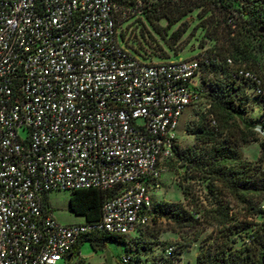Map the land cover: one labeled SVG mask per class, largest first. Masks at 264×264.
Instances as JSON below:
<instances>
[{
  "label": "built area",
  "instance_id": "built-area-1",
  "mask_svg": "<svg viewBox=\"0 0 264 264\" xmlns=\"http://www.w3.org/2000/svg\"><path fill=\"white\" fill-rule=\"evenodd\" d=\"M142 6L0 0V264H77L68 258L81 240L151 226V190L183 115L201 101L191 87L200 60L134 56L118 26ZM81 190L109 192L101 219L60 223L44 197Z\"/></svg>",
  "mask_w": 264,
  "mask_h": 264
},
{
  "label": "trees",
  "instance_id": "trees-1",
  "mask_svg": "<svg viewBox=\"0 0 264 264\" xmlns=\"http://www.w3.org/2000/svg\"><path fill=\"white\" fill-rule=\"evenodd\" d=\"M117 1L134 7L137 0ZM142 2L139 15L160 8L159 18H166L171 26L197 9L210 8L224 13L221 34L214 38L223 39V45L218 53L205 55L200 60L198 76L205 88L208 76L215 77L211 92L203 95V89L198 90L201 101L206 96L208 109L199 113L198 119L188 126L193 145L180 147L176 144L173 157L168 161L176 160L178 168L183 169L179 186L186 203H153L152 223L163 219L176 234L196 233L188 245L197 240L201 230L212 229L216 242L202 248L197 264H264V219L260 224L250 220L259 214L264 217V167L262 162L247 160L241 151V148L261 141L264 159V122L257 126L247 118L254 110L250 104V90L254 91L264 118V77L260 64V58L264 56V32H261L264 29V0ZM139 15L119 24V40L121 38L123 44V27ZM219 26L214 30L215 34H218ZM240 69L250 72L256 80L238 77ZM198 186L200 189L196 190ZM108 197L109 192L100 190L72 192L70 211L84 217L86 223L99 221ZM253 226L258 228L251 235L250 244L234 248L242 231ZM145 229L138 230L134 237L140 236ZM125 237L102 234L96 238L101 246L110 241L124 243L127 254H131L130 264H140L142 248L133 249ZM85 239L91 240L93 249H97L94 238ZM176 259H166L163 264H176Z\"/></svg>",
  "mask_w": 264,
  "mask_h": 264
},
{
  "label": "rangeland",
  "instance_id": "rangeland-1",
  "mask_svg": "<svg viewBox=\"0 0 264 264\" xmlns=\"http://www.w3.org/2000/svg\"><path fill=\"white\" fill-rule=\"evenodd\" d=\"M161 12V9L157 8L155 12H148V15H139L138 18L131 19L123 27L122 37L124 45L133 52L134 56H137L142 61L163 63L180 58L196 57L201 60L205 55L219 52L220 47L223 45V39L214 38H218L219 34H221L222 25L220 23L224 21V13L210 8L205 11L197 9L171 26L166 18H159ZM218 26L220 27L218 34H215L214 30H217ZM175 35L180 37L177 38ZM252 40L251 38V46L254 44ZM120 42L122 43L121 38ZM260 64L264 77V56L260 58ZM214 81V75H209L207 87L205 88V85L201 83L200 76H198L192 82L191 87L196 90L203 89V95H206L212 91ZM250 93V104L254 110L247 115V118L257 126H260L264 122L262 107L255 97L254 91L250 90ZM207 109L208 100L206 96H203L199 105L190 107L183 115L177 131V144L180 147L193 145L194 139L187 132L188 126L198 119L199 113L206 112ZM19 134L23 139H26L28 130L21 129ZM260 142L251 143L241 148V151L247 160L262 162L264 167ZM182 174L183 169L178 168L176 160L166 163V171L160 179V189L151 190L154 204L158 202L186 203L183 191L179 186ZM198 189H200L199 186L196 190ZM71 196V191H55L51 192L48 197L47 206L56 219L63 224H66L69 219L75 218L69 207ZM76 219L82 218L78 217ZM263 219L264 217L260 214L250 218L255 224H260ZM257 228L258 226H253L242 231L241 236L236 240L234 248H242L246 244H250L252 241L251 235ZM201 231L197 240L192 241L188 245V242L191 241V238L196 233L191 232L184 234V236L176 234L169 229L166 221L162 219L152 223L151 226L142 231L140 236L134 237V234H130L125 239L127 241L130 240L134 247L133 249H136V247L142 248L140 264H163L164 260L173 258H177L176 264H197V257L202 248H207L216 242V234L212 232V229ZM108 244L110 247L95 253L89 242L84 243L81 246V254L79 256L83 259L81 264H122L121 257L125 244L117 241H110ZM170 247H174V251L171 254L166 251ZM74 261L76 262L77 258ZM60 264L66 263L62 261Z\"/></svg>",
  "mask_w": 264,
  "mask_h": 264
},
{
  "label": "crops",
  "instance_id": "crops-1",
  "mask_svg": "<svg viewBox=\"0 0 264 264\" xmlns=\"http://www.w3.org/2000/svg\"><path fill=\"white\" fill-rule=\"evenodd\" d=\"M50 194V193H49ZM49 194H47L45 197H44V202H46V205L48 204V197H49ZM72 215H73V217H75V218H72V219H69V221H65L66 222V225H71V224H81V223H85L86 222V220H85V218L84 217H81V216H76L75 214H73L72 213ZM78 217H80V218H82V219H76V218H78ZM54 218L56 219V217L54 216ZM58 220V219H57ZM59 221V220H58ZM60 223H62L61 221H59ZM63 224V223H62ZM97 236H92V238H94L95 240V243H96V246H97V249H94V251H95V253H97V252H100L101 250H103L104 248H107V247H110V245L109 244H106L105 246H101V244H99L98 243V239L96 238ZM86 242H89L90 244H91V246H92V241L91 240H88V239H83V240H81L80 242H79V244H78V246L76 247V249L74 250V252L72 253L73 255V257L74 258H77V261H76V263L77 264H81V263H83V259H81L79 256H80V254H81V246L84 244V243H86ZM125 254H127V252H126V246L124 247V249H123V253H122V256L123 255H125Z\"/></svg>",
  "mask_w": 264,
  "mask_h": 264
},
{
  "label": "water",
  "instance_id": "water-1",
  "mask_svg": "<svg viewBox=\"0 0 264 264\" xmlns=\"http://www.w3.org/2000/svg\"><path fill=\"white\" fill-rule=\"evenodd\" d=\"M261 32H264V29H263V30H261ZM72 257H73V256H72V255H70V256H69V258H68V261H71Z\"/></svg>",
  "mask_w": 264,
  "mask_h": 264
}]
</instances>
